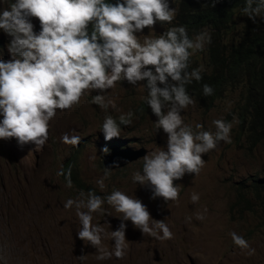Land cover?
Returning <instances> with one entry per match:
<instances>
[{
  "label": "clouds",
  "instance_id": "obj_1",
  "mask_svg": "<svg viewBox=\"0 0 264 264\" xmlns=\"http://www.w3.org/2000/svg\"><path fill=\"white\" fill-rule=\"evenodd\" d=\"M169 1L171 7L167 0H14L0 10V31L9 37L6 48L10 55L9 60L7 53L6 58L0 55V140L14 138L21 147L34 144L42 148L49 137V122L57 110L72 108L93 90H99L100 94L92 95V104L104 110L109 106L115 109L114 102L105 99L108 89L125 80L133 86L146 81L140 84L147 90V96L138 111L147 113L151 109L157 117L154 128L167 135V150L148 153L146 148L148 154L141 157L142 171L134 172L132 180L148 187L152 199L177 201L180 191L174 181L181 180L186 173L199 175L205 164L202 154L215 150L220 141L231 143L230 132L237 123V95L227 88L210 104L199 100L198 92L210 96L214 91L206 82L212 73L208 60L211 35L207 30L190 32L185 24L173 21L177 0ZM218 2L212 0L211 6ZM241 11L254 23L257 17L264 19L261 16L264 0H245ZM33 18L37 20L38 32L34 31ZM156 23L161 26L160 34L146 36L141 43L136 33L145 28L151 30ZM231 94L233 106L224 120L212 122L215 132H194L184 124L180 113L189 105L208 111L216 101ZM133 115L131 110L120 114L119 123L112 115H105L100 126L110 144L109 150L104 148L105 154L115 146L123 148V140H111L121 135V125L133 123ZM195 127L203 129L199 123ZM61 142L78 146L80 137L64 134ZM61 167L57 175L65 176L66 187L71 188V169L65 174ZM114 167L117 169L119 165ZM112 170L106 167L103 178L97 181L101 189ZM190 199L195 204L200 197L193 193ZM105 202L121 214L119 228L111 231L112 251L101 247L104 229L92 223L94 213L111 215L103 208ZM63 207H75L79 220L77 237L97 249L95 258L100 261L113 256L124 258L127 227L124 221H131L144 235L158 240L173 238L164 221L150 226L152 217L140 199L120 190L106 196L89 190L86 200L70 198ZM204 218L203 214L196 215L198 220ZM230 236L236 247L248 250L247 255L255 254L243 236L236 232ZM85 258L82 255L78 259Z\"/></svg>",
  "mask_w": 264,
  "mask_h": 264
},
{
  "label": "rangeland",
  "instance_id": "obj_2",
  "mask_svg": "<svg viewBox=\"0 0 264 264\" xmlns=\"http://www.w3.org/2000/svg\"><path fill=\"white\" fill-rule=\"evenodd\" d=\"M167 2L171 7L172 2ZM32 23L34 31L38 32L35 18ZM160 30L161 26L156 23L153 29L145 28L136 35L143 43L146 36L156 37ZM8 40L9 37L4 42V49L9 60L6 48ZM140 84H146V81L133 86L125 80L117 82L115 88L108 89L105 99H111L116 105L115 109L109 106L104 110L92 104V95L100 94L99 90H93L72 108L57 110L56 116L49 122V137L42 148H36L34 144L21 147L14 138L0 140V186L5 179L17 184L29 178L25 196L19 195L16 200L18 205L13 208L0 201V218L8 219L11 209H14L12 216L15 220L13 227L5 229L4 225H0V243L7 247V262L3 264H264V208L256 203H250V207L246 203L233 204L239 184L247 183L254 174L263 176L264 144L247 150L235 139L232 129L231 143L220 141L215 150L202 154L205 164L199 175L186 173L181 180L174 181L180 191L179 199L175 202H166L163 198L152 199L148 187L133 182V173L142 171V158L113 169L110 176L104 179L105 187L100 188L97 181L103 178L105 171L102 165L103 150L110 148L100 131L105 115H112L119 123L120 114L130 110L134 113L133 123L130 126L121 125V135L116 137L124 141L122 147L143 146L148 153L162 148L167 150V135L162 129L155 131L154 128L153 122L157 117L151 109L147 113L138 111L140 103L147 96V90ZM233 98L231 94L216 101L208 111L195 104L189 105L180 113L184 124L191 126L194 132H215L212 122L224 120L233 106ZM198 123L203 125V129H196ZM64 134L79 136V145L62 143ZM73 155L81 186L72 184L68 188L57 173ZM89 190L100 196L120 190L140 199L152 217L150 226L156 221H164L172 231L173 238L158 240L144 235L131 221H124L127 225L124 258L113 256L111 259L97 260V249L91 244L85 245L88 242L77 237L79 220L75 207H63L70 198L86 200ZM193 193L200 197L195 204L190 199ZM103 208L111 215L94 213L92 223L104 229L101 247L112 251L114 241L111 231L119 228L121 214L106 202ZM198 213L205 218L196 219ZM231 232L243 236L250 248L255 249V254L249 256L248 250L242 251L236 247ZM65 238L68 241V255H65ZM61 239L65 241L62 243ZM82 255H86V258L78 259Z\"/></svg>",
  "mask_w": 264,
  "mask_h": 264
},
{
  "label": "trees",
  "instance_id": "obj_3",
  "mask_svg": "<svg viewBox=\"0 0 264 264\" xmlns=\"http://www.w3.org/2000/svg\"><path fill=\"white\" fill-rule=\"evenodd\" d=\"M12 2L0 0V10ZM211 5L212 0H177L173 21L185 24L190 32L207 30L211 35L208 60L212 73L206 82L214 91L210 96H201V92L197 96L201 102L210 104L227 88L235 93L234 130L241 144L247 150H254L264 144V19L257 17L254 23L243 15L245 0H219L215 7ZM6 38L0 31V55L4 58ZM73 161L74 155L61 168L65 174L71 169L72 184L81 186ZM262 172V177L254 174L247 183L236 187L234 205L246 203L250 207V203H256L264 208V166ZM60 177L66 182L65 176Z\"/></svg>",
  "mask_w": 264,
  "mask_h": 264
},
{
  "label": "bare ground",
  "instance_id": "obj_4",
  "mask_svg": "<svg viewBox=\"0 0 264 264\" xmlns=\"http://www.w3.org/2000/svg\"><path fill=\"white\" fill-rule=\"evenodd\" d=\"M28 181H29V178L27 177L23 182L17 183V184H13V183L9 182L7 179H5L3 182H1V186H0V201L9 204L12 207L18 205L16 200H17L19 195H21L23 197L25 196V194H26L25 191L28 188ZM12 210H14V209H11V212L9 213L8 219L4 218L2 216H1L2 218H0V225L1 224L4 225L3 227L5 229L14 226V221L15 220L13 221V216H12V212L13 211ZM68 214H69V212L66 210V216H68ZM62 223L63 224H67L66 222H63V221H62ZM62 237H63V235H62ZM65 240H66V243H67L68 242L67 238H65ZM64 241L62 240V243ZM64 246H65L64 249L66 250L65 255H68V251L66 249V246H68V243L66 245H64ZM4 261L7 262V247H6L5 244L0 243V264H3Z\"/></svg>",
  "mask_w": 264,
  "mask_h": 264
},
{
  "label": "water",
  "instance_id": "obj_5",
  "mask_svg": "<svg viewBox=\"0 0 264 264\" xmlns=\"http://www.w3.org/2000/svg\"><path fill=\"white\" fill-rule=\"evenodd\" d=\"M147 152L145 147L132 148L115 146L106 153L103 157V166L110 169H115L114 165L118 164L122 167L130 162H133L141 157H143ZM118 167V168H119Z\"/></svg>",
  "mask_w": 264,
  "mask_h": 264
}]
</instances>
